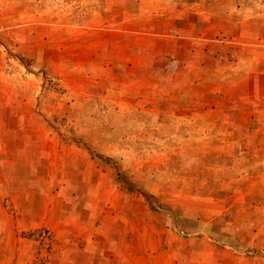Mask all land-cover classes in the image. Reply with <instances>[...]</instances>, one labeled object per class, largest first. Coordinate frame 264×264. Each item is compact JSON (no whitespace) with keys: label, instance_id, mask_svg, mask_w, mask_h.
Wrapping results in <instances>:
<instances>
[{"label":"rangeland","instance_id":"rangeland-1","mask_svg":"<svg viewBox=\"0 0 264 264\" xmlns=\"http://www.w3.org/2000/svg\"><path fill=\"white\" fill-rule=\"evenodd\" d=\"M0 264H264V0H0Z\"/></svg>","mask_w":264,"mask_h":264},{"label":"crops","instance_id":"crops-1","mask_svg":"<svg viewBox=\"0 0 264 264\" xmlns=\"http://www.w3.org/2000/svg\"><path fill=\"white\" fill-rule=\"evenodd\" d=\"M76 254H77V252H73V253H71L70 255H76ZM79 254H80V255H81V254H83V255H93V254H94V255H97L96 252H95V249H93L92 251L89 250L88 252H85V253H84V251H82V253L80 252ZM104 255H105V254H104Z\"/></svg>","mask_w":264,"mask_h":264}]
</instances>
